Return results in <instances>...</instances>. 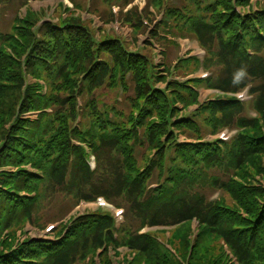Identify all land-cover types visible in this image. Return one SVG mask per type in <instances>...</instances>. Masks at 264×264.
<instances>
[{"label": "trees", "instance_id": "16d2710c", "mask_svg": "<svg viewBox=\"0 0 264 264\" xmlns=\"http://www.w3.org/2000/svg\"><path fill=\"white\" fill-rule=\"evenodd\" d=\"M182 1L167 7L173 23L165 29L173 38L194 36L206 50L204 67L213 73L206 82L168 81L150 54L133 53L115 37L97 41L73 16L37 29L32 14L16 15L0 30V264H96L97 257L112 264L109 251L121 247L138 255L127 264H185L194 221L200 226L188 264H264V185L254 175H264V9L235 11V1L245 9L252 0ZM28 2L0 0V20ZM129 16L142 26L137 11ZM201 86L223 97L182 114L180 107L199 104ZM119 88L123 103L107 105L96 94ZM247 88L248 107L227 97ZM226 128L240 130L229 144L199 143ZM172 129L195 142L179 143ZM76 140L90 145L95 170ZM217 190L223 195L210 202ZM59 195L74 206L105 197L126 210V221L117 229L113 216L87 214L55 241L19 242L18 231L36 224ZM144 227L181 228L179 254L155 234H140ZM215 244L221 251L202 261L203 247Z\"/></svg>", "mask_w": 264, "mask_h": 264}, {"label": "rangeland", "instance_id": "374dc122", "mask_svg": "<svg viewBox=\"0 0 264 264\" xmlns=\"http://www.w3.org/2000/svg\"><path fill=\"white\" fill-rule=\"evenodd\" d=\"M129 1H132V3H134L136 6L134 7L132 4H130L128 6V8L134 7L132 9V11H130L129 14H127V15H125V14L122 15L121 17L126 18V19H124L123 27L129 31L130 35H133L135 33L132 26H134L136 23H134L132 20H130V22H129L127 20V16H129V15H131V13H134L135 11H137L136 9L141 8L142 11H138L137 14H139V16L142 17V19L147 20L149 22V28H150V27H154V25L157 22H159L160 16H161L160 12H162L165 9V6H167V7H170V6L179 7L182 5V2H183L182 0H164V4H162V7H160L159 13H156L154 15L153 13L150 14L149 11L151 12V9H152L151 6H153V5L155 6V8L158 7V5L156 6L154 3L155 0H148V1L147 0H129ZM61 3L62 2L60 0L31 1L29 3V5L24 10H22V12H23L22 15H24V18H25L26 16H29L32 14V17L34 18V21H36V24H37L38 22H40L41 20H43L45 18L53 19V21L56 22V21H58V19H61L63 16H74L72 18L76 17L78 19L79 17H81L84 19L92 20L93 19L92 16L86 14V13H89V11H90L91 12L90 14H92V15L96 14L97 15V17H95L94 20L96 21V25L97 26L100 25V27H101V24H99V22H100V20H101V22L105 21V19L107 18L106 14L110 11V5H113V6L118 5L121 8H124L122 6L121 1H114L111 4H108V3H106L105 0H75L74 1L75 6H74V4L70 5L69 2L68 3L66 2L65 6L62 5ZM88 5L90 6V8H88ZM106 6L108 7V10L105 9ZM263 6H264V4H260V7H263ZM18 7L19 6H15L11 9L5 10V13L2 16V19L0 20V30L1 31H4V30L6 31V30L10 29V24L16 15V10ZM75 7L78 8L79 10H76ZM65 9H75V10H73V13H75V14L65 15V12H66ZM105 27H106V29L104 30L105 34L111 35V37H114V35H113L114 33L111 30V28L112 29L116 28V24H113L112 26L110 24H106ZM140 29L141 28H139V30ZM133 31H134V33H133ZM147 33H148V31L146 30V28L142 29L140 35L143 37L141 39H136V37H134V41H133V43L129 44V48L136 50L138 48V43H140V49L143 51H147L146 48L150 46V44L147 43V41L149 40V38H147V36H146ZM125 35H126V33L124 32L123 36H125ZM186 36H189V35L187 34ZM127 37H129V36H127ZM187 40L188 41L174 40L173 43L177 44V46L176 45H168V47L171 50V53L168 52V60L169 61L173 62L176 60L177 56L180 53V47H182V52H181L182 56H185L188 54H191L192 56H198L200 54V52H201L199 50L200 48L195 43L194 38L189 36ZM179 44H180V46H179ZM143 45H146L145 48L142 47ZM193 69L194 68H192V70ZM201 74H202V71L198 73V76H200ZM183 76H177V77L181 78ZM96 94L99 95L102 98V101L107 105H111V104H113V102L115 100L121 98L120 92H109L106 90H100V91H97ZM254 175H255L256 179L259 180L262 185H264V175L259 176L256 173ZM74 203H75V201L71 197H67L65 195L57 196V199L52 204V206L46 208L48 206L47 205L45 207L46 209L45 208H44L45 210L41 209L39 214L37 215L38 220H37L36 224L40 225V226H38V227L27 226L23 230H19V231L20 232L26 231L27 236H29V237H38V238L47 237V234L45 232L47 222H45V221H48L50 219L53 220V219L58 218L59 216L60 217L63 216L64 214H66L68 212L69 209H71V207L74 206ZM86 208H87V206H82V208H80L79 211L83 212L86 210ZM55 221H54V223H55ZM199 226L200 225L198 223H193L191 226L192 232L188 237L189 243L187 245V255H186L185 264L189 263L190 257L192 255L194 248H195V243H196L197 236H198ZM180 229L181 228H166V229H157L154 231H155V235L158 238H161L165 243L168 244L169 247L170 246L172 247L171 248L172 250L176 251L179 254V252L177 251V249L175 247V242H176V240H179V238L177 236H178ZM19 234L17 233L18 236H19ZM216 248H218L219 250H216ZM220 251H221L220 244H215V247H209L206 245L203 247V249L200 252L198 257L201 258L202 261L206 262L210 259V257L212 255H215ZM107 257L112 261V264H127V262H130V261L134 260L135 258H137L138 255L136 253L133 254L129 251H122V252H119L118 254L111 252L107 255ZM96 260H97L96 264H100V260H98V259H96Z\"/></svg>", "mask_w": 264, "mask_h": 264}, {"label": "clouds", "instance_id": "9594fccd", "mask_svg": "<svg viewBox=\"0 0 264 264\" xmlns=\"http://www.w3.org/2000/svg\"><path fill=\"white\" fill-rule=\"evenodd\" d=\"M244 74H245V73H244V70H243V69L239 70L238 73L236 74V80H235L234 82H238L239 79H240Z\"/></svg>", "mask_w": 264, "mask_h": 264}]
</instances>
